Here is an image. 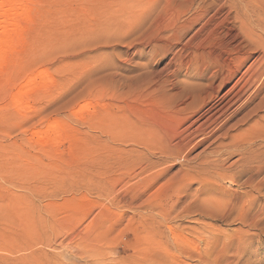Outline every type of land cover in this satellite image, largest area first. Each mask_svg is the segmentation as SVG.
Segmentation results:
<instances>
[{
  "label": "rangeland",
  "instance_id": "374dc122",
  "mask_svg": "<svg viewBox=\"0 0 264 264\" xmlns=\"http://www.w3.org/2000/svg\"><path fill=\"white\" fill-rule=\"evenodd\" d=\"M7 1L0 264H214L198 258L205 225L237 240L228 264H264V171L248 185L238 175L242 146L264 152V130L251 122L196 146L190 161L162 157L168 139L210 126L212 108L264 54V34L253 42L233 12L225 20L228 0L205 12L204 0H23L24 12ZM224 43L251 55L230 84L219 78L234 66L215 78L212 63ZM222 143L223 176L196 178L189 165L217 160Z\"/></svg>",
  "mask_w": 264,
  "mask_h": 264
},
{
  "label": "bare ground",
  "instance_id": "6f19581e",
  "mask_svg": "<svg viewBox=\"0 0 264 264\" xmlns=\"http://www.w3.org/2000/svg\"><path fill=\"white\" fill-rule=\"evenodd\" d=\"M256 1L260 3L261 0H255V1L253 0V3ZM262 1H264V0H262ZM7 2L10 5H18L19 6L18 8L21 9L20 11H22V9L29 3L27 1L28 3L26 4L23 0H8ZM250 2H251L250 0H228V9H227L228 15L225 18V20L228 18V16L230 14L234 13L235 19L237 21H239L244 26V28H246V30H247L246 32H248L247 33L248 36L246 35L247 36L246 38H249L250 40L253 39L254 41L253 40L252 41L255 42L256 40H255V37L253 34V32L255 30H258L259 32L261 31L264 34V10H262V12H261L260 8H256L255 4H253V7L255 5V8H253V7H252L253 9L249 8V5L251 4ZM5 3H6V0L0 1V13L1 14L4 11L3 5ZM217 3H218V0H204L202 2V5H201V10L203 12H205L206 9H209L210 7L216 5ZM262 3H264V2H261L260 4L257 3V4L262 6ZM263 6H262V8H263ZM257 7H259V6H257ZM196 9L199 10L200 7L196 8ZM225 9H226L225 7L220 8L218 10V12L216 13V15H214L213 18L204 26L206 28V30H208L209 33H212V32L215 33V30H216L219 22H215L214 20H216L215 18L221 12H223V10H225ZM250 9L251 10L255 9L253 11V14H251L252 12L250 13V11H249ZM14 12H15V14H17L16 10H14L12 13L14 14ZM22 12H24V11H22ZM10 13L11 12L9 11L8 14L6 15L3 12V14L6 15V18H5L6 20H5V22L0 23V29L6 30V27L12 26L13 21L10 22V19H9L10 18L9 15L10 16L12 15ZM13 25H17V24H13ZM9 31L11 33V30H9ZM246 32H244V34ZM254 33H256V32H254ZM256 34H258V33H256ZM9 36H10V34H9ZM9 36H7V37H9ZM261 36L262 37L260 39H262L264 35H261ZM3 37H0V50L3 47L4 48H6V46L8 47V45H9V44L7 45V42ZM249 39H248V41H250ZM263 41H264V39H262V42H260L259 44L261 45V43H264ZM241 42H242V40H241ZM249 43L246 42L245 44L249 45ZM252 45L255 46L256 44L255 45L252 44ZM258 45L256 46V48L262 47V45L261 46L260 45L258 46ZM237 47H240V45ZM241 48H243V47H241ZM247 48H249V47L247 46ZM253 48L254 47H252V49ZM260 48H259V50L262 49V48L261 49ZM221 49H222V54L220 56H217L215 61H213V59H215V58L211 59L213 61L212 63L214 65V68L218 69L217 71L219 72V74L216 75L215 78H219L221 71L226 70V69H231L234 66V71H232L230 77L223 75L219 78L221 83L230 84L234 81L235 78L238 77V74L241 72L242 65H244V62L246 63V60L248 59L247 57H249L251 55H249L247 57H243L239 54L240 52L235 50V48H234V50H231V48L229 47V45L227 43H224L221 46ZM242 51H244V50H242ZM250 52L254 53L253 51H250ZM262 52L263 51H261V53ZM1 53H2V51H1ZM227 53H229V54H227ZM243 53L244 52H242L241 54H243ZM246 54L248 55V53H246ZM224 55H226V56L228 55V58L227 57L224 58ZM259 57L260 58L259 59L257 58L258 60L255 61V63H253V61H252V64H250L249 68L243 74H241V76H239L238 81L236 83H234V85L225 93V96H224L225 103L221 102L218 109H216V110H213V108H212V110L210 111V117L208 120V122H210V126L204 132L201 131V129H203V128H201V129L198 128L195 131V133H190L189 132L190 128H188V129L182 131V133L180 134V140L181 141H178L175 145H172V140L168 139L167 143H168V147L170 150H169V152L163 154L162 157L165 160L167 158V155H170L171 157L180 156L181 158L183 157L184 160L190 161V159L188 158L189 157L188 155H190L189 154L190 151L195 149L196 146L201 145L203 143H206L207 141H209V139H212V143H215L220 138H224V139H226L227 137L233 138L236 135H233V136L229 135L233 130H237L239 127L247 125L251 122L253 125V126H251V128H254L256 130L257 129L264 130V115H263L264 114V92H262L263 90L257 91L258 86H261L260 87V90H261L262 86L264 85V54L259 56ZM248 60H250V59H248ZM236 61H238V63ZM255 86H256V88H255ZM254 88H255V90L253 91ZM256 91L258 93V95L256 94V96L257 97L259 96L260 99H258L259 101L257 100L258 102L255 103L254 101H256L257 97H255L254 94L256 93ZM186 107L187 108L182 110L183 112L188 111L189 105H187ZM234 117H235V122L233 124H231ZM183 135H184V137H183ZM245 135L249 136L248 131L245 132ZM260 139H264V136L261 137ZM227 147H228V145H224V143H222L221 145H219L218 149L213 152L214 155L218 154V156L217 155L215 156V157H217V160H213L211 158H206V161L204 162L206 164V166L194 164V165H189V169L193 170L196 173V178H198L199 176L203 177L205 175H210L212 177L211 179L216 180V179L222 177L223 174H222L221 170L223 168V165L220 163L218 158H221V156H222L221 153L224 152ZM251 148L252 147L247 146V145L242 146V149H241L242 155H241V159H240L241 170L238 171V175H240V174L244 175V177H245L244 181H245V184H247V185L251 184L256 179V177L264 171V152L261 153L259 151H254ZM228 169H229V167H228ZM193 171L190 173V175H192ZM234 197H235V201H237L241 197V195L239 193H236L234 195ZM234 197L232 196V200ZM169 218H168V216H163V219H165V220H167ZM204 230H205V232L201 230L202 232H200V234H201L200 236H201L202 242L205 244L206 252H204V254L200 253L198 255V258H200L201 260H203V259L207 260L206 257H210V258L214 257V259H216V262H215L216 264H228L229 259L225 258V256H224L225 251L232 248L233 247L232 245L237 240L228 238L227 235L224 237L220 236L219 234L217 235L212 230L209 231V233H208L206 225L204 226ZM206 230H207V232H206ZM205 233L206 234L208 233V235H205ZM239 241H240V239H239ZM237 245H238V243H237ZM177 249L180 250V247L178 246ZM210 258H208V259H210ZM230 261H231V259H230Z\"/></svg>",
  "mask_w": 264,
  "mask_h": 264
}]
</instances>
